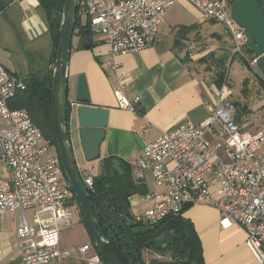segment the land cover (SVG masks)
<instances>
[{
    "label": "built area",
    "instance_id": "built-area-1",
    "mask_svg": "<svg viewBox=\"0 0 264 264\" xmlns=\"http://www.w3.org/2000/svg\"><path fill=\"white\" fill-rule=\"evenodd\" d=\"M178 0H80L90 31L103 35L112 56L150 45L166 12ZM204 17L224 24L233 37V53L244 56L249 66L259 56L247 58L243 29L230 15L231 0H187ZM264 7V0H261ZM198 44L190 41L189 48ZM118 105L135 110L138 97L122 93L125 72L109 60ZM26 87L23 77L10 73L0 63V161L9 169L0 177V227L4 212L19 211L15 233L18 246L10 259L23 264L60 263L72 256L60 246L61 229L73 224L72 191L54 146L45 139L29 112L11 107L8 101ZM208 116L199 121L183 120L145 146V155L133 162L135 174L151 172L162 187L146 197L153 206L134 216L154 223L168 214H178L186 205L215 207L223 225L236 223L245 232V244L258 264H264V120L255 150L235 119L233 103L220 92L208 104ZM85 187H92L93 167L80 171ZM31 211V217L25 211ZM75 251V250H74ZM85 264H101L102 257L90 241L77 247ZM2 249L0 248V254ZM2 264V263H0Z\"/></svg>",
    "mask_w": 264,
    "mask_h": 264
},
{
    "label": "crops",
    "instance_id": "crops-1",
    "mask_svg": "<svg viewBox=\"0 0 264 264\" xmlns=\"http://www.w3.org/2000/svg\"><path fill=\"white\" fill-rule=\"evenodd\" d=\"M165 17L150 45L124 54L112 56L100 34L91 32L93 44L88 48H76L77 38H72L68 102L72 104L78 78L83 75L89 103L109 110L105 136L100 143V155L93 161L85 159L76 130V118L74 114L70 116V136L79 171L93 167L98 175L104 159L111 158L112 163L113 159H117L122 172L114 170L125 175L129 181L130 192L126 200L132 216L153 206L154 201L146 195L162 191V187L153 182L149 170L138 177L133 162L145 155L146 144L176 123L183 120L199 122L208 116V104L220 92L223 95L226 86L230 85L228 68L236 56L232 48V34L224 24L223 31L207 27V32L202 31L196 23L191 24L196 35L189 37L190 32L188 36L178 34L179 24L167 26ZM190 41L198 44L197 49L189 48ZM55 52L48 21L38 0H8L6 3L0 0V63L10 73L23 77L28 84L51 70L52 79ZM209 54H213V57L205 62L203 58L209 57ZM213 58H224V68L218 67L212 61ZM110 59L125 72L122 93L128 97H138L135 110L118 105L119 93L113 85V68L108 63ZM216 59L214 61L218 63ZM238 60H243L242 55H239ZM223 71L224 80L220 82L218 73ZM244 79L249 82L250 77ZM17 96L15 94L9 99V106L17 105ZM236 101L245 104L244 99ZM236 117L239 120L240 115L235 112ZM18 214L19 211H14L2 215V264H23L18 258L10 259L18 246L15 233ZM25 215L30 218L31 211H25ZM182 215L192 221L199 236L202 247L200 264H258L245 244L244 230L236 223L223 225L215 207L194 204L186 207ZM165 255L152 249L143 251L146 262L151 258H164Z\"/></svg>",
    "mask_w": 264,
    "mask_h": 264
},
{
    "label": "trees",
    "instance_id": "trees-1",
    "mask_svg": "<svg viewBox=\"0 0 264 264\" xmlns=\"http://www.w3.org/2000/svg\"><path fill=\"white\" fill-rule=\"evenodd\" d=\"M3 1L6 3L8 0ZM38 2L46 15L55 49L59 36V27L64 0H38ZM80 12V7L78 5L73 37L77 38L76 48L81 49L91 47L93 40L87 23H83V21L79 18ZM192 26L193 25L179 26L178 34L188 36L189 31L192 30ZM244 49L250 54L253 53L249 45L245 46ZM208 56L209 57L203 58L205 62L211 59L213 54H209ZM215 59L216 58H213L212 61L217 64L218 67L224 68V58H217L216 60L219 61L218 63L214 61ZM218 76L220 78V82H223L224 71L219 72ZM257 79L264 87V79L260 77ZM50 85L51 70L50 73L44 74L40 79L30 81L26 84L25 89L19 90L16 93L18 94L17 105L13 107H23L29 112L33 122L40 128L45 139L55 146V151L57 152L52 123ZM232 103L235 107L236 113L239 114V111L246 110L245 104L238 103V101ZM70 114L71 108L70 103L68 102L66 106V117L68 121L70 119ZM65 179L68 182L66 176ZM70 190L72 191V200L70 204H75V208L77 207L79 210L81 221L86 227L83 212L71 186ZM87 192L104 237L111 242L120 259L125 264L201 263L202 247L199 236L192 221L188 217L182 215L183 210L190 205L184 206L182 211L178 214L166 215L158 222L149 223L136 220L134 216L131 215L126 200L127 194L130 192L129 181L125 175H120L114 170L111 158L104 159L101 164L100 172L94 177L92 187H87ZM166 230L172 231L176 234L175 245L178 246V249L185 247L188 251H190L191 257L189 262L179 263L174 260L173 255L178 250L174 245H169L164 249H158L150 242L151 238L159 237ZM89 241L94 246L91 235ZM146 249L155 250L161 255L169 253V258H151L148 262H146L143 258V251ZM101 264L108 263L102 258Z\"/></svg>",
    "mask_w": 264,
    "mask_h": 264
},
{
    "label": "water",
    "instance_id": "water-1",
    "mask_svg": "<svg viewBox=\"0 0 264 264\" xmlns=\"http://www.w3.org/2000/svg\"><path fill=\"white\" fill-rule=\"evenodd\" d=\"M80 0H64L59 36L56 45L54 67L51 79V110L52 123L55 135L56 150L59 155L64 174L77 197L83 212V218L88 232L91 235L96 251L108 264H125L115 251L111 242L106 239L97 221L93 205L85 187L72 146L70 136V120L66 117L68 103V65L72 47L73 31L76 19V10ZM230 15L239 25L248 40L252 52L259 56L258 67L264 77V7L261 0H231ZM86 81L80 75L77 90L72 104L71 114L76 118V130L79 135L81 148L87 161L99 158L100 143L105 136V128L109 110L92 105ZM236 120L238 121L237 117ZM113 166L119 173L122 172L120 162L113 159ZM176 234L166 230L159 237L151 238L150 242L159 249L175 245ZM190 251L181 247L173 255L177 261L187 263L190 260Z\"/></svg>",
    "mask_w": 264,
    "mask_h": 264
},
{
    "label": "rangeland",
    "instance_id": "rangeland-1",
    "mask_svg": "<svg viewBox=\"0 0 264 264\" xmlns=\"http://www.w3.org/2000/svg\"><path fill=\"white\" fill-rule=\"evenodd\" d=\"M195 11L198 10L186 0H183L181 3H176L168 10L165 17V24L167 26H174L177 24H179L177 26H181L196 23L199 27L201 26L204 32H207V27L218 31H223L225 29L222 23L212 22L214 20L204 17L199 11L200 15L198 16V12L196 13ZM79 18L85 21L86 15L80 13ZM193 31L194 29L189 31V37L194 36V34L196 35V32ZM74 38L75 37H73V39ZM242 51L247 58H250L251 55L247 50L243 48ZM235 55L234 60L230 63L232 66L230 65L228 68V81L230 85L226 86L223 95L231 102L244 99L246 110L239 111L240 117L237 122L241 134L250 141L251 146L256 150L258 147L259 128L264 120V87L255 76L262 79L264 78L257 64L251 67L248 65L244 56L243 60L239 61L240 54L237 53ZM246 76L250 77L249 82H244ZM8 176L9 169L7 165L0 161V177ZM71 209L73 213V224L61 229L60 246L70 250L72 256L62 258L60 264H85V262L78 257L77 247L80 243L89 241L90 235L81 221L79 210L75 208L74 205H71ZM166 258H169L168 254L161 259ZM48 264H56V262H50Z\"/></svg>",
    "mask_w": 264,
    "mask_h": 264
}]
</instances>
